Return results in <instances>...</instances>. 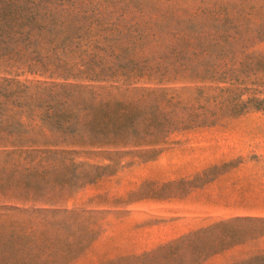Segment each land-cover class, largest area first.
Returning <instances> with one entry per match:
<instances>
[{"label":"rangeland","instance_id":"1","mask_svg":"<svg viewBox=\"0 0 264 264\" xmlns=\"http://www.w3.org/2000/svg\"><path fill=\"white\" fill-rule=\"evenodd\" d=\"M0 264H264V0H0Z\"/></svg>","mask_w":264,"mask_h":264}]
</instances>
